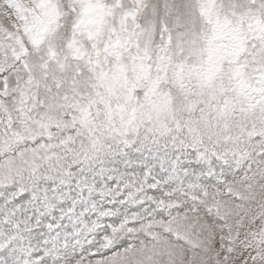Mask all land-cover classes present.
I'll use <instances>...</instances> for the list:
<instances>
[{
	"label": "snow or ice",
	"instance_id": "obj_1",
	"mask_svg": "<svg viewBox=\"0 0 264 264\" xmlns=\"http://www.w3.org/2000/svg\"><path fill=\"white\" fill-rule=\"evenodd\" d=\"M0 264H264V0H0Z\"/></svg>",
	"mask_w": 264,
	"mask_h": 264
}]
</instances>
